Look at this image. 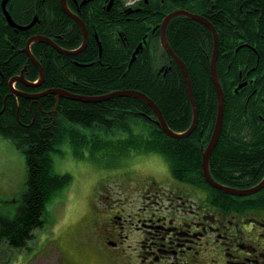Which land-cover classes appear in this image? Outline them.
I'll use <instances>...</instances> for the list:
<instances>
[{
	"label": "trees",
	"instance_id": "trees-1",
	"mask_svg": "<svg viewBox=\"0 0 264 264\" xmlns=\"http://www.w3.org/2000/svg\"><path fill=\"white\" fill-rule=\"evenodd\" d=\"M125 1L116 0L115 6L122 8ZM108 2L97 0L89 15L84 12L82 19L90 33L84 52L73 57L34 43L32 52L45 69V81L38 88L21 83L16 87L28 92L61 88L83 96L137 90L156 103L173 131L183 132L193 119L185 78L161 49L159 30L152 31L177 9L201 15L218 32L217 70L225 96L224 124L210 159V172L216 181L232 187L249 188L258 183L264 176V0H141L140 12L122 17L114 15V9H104ZM38 4L41 22L19 33L8 25L0 6V135L12 139L24 153L28 176L16 216L0 217L1 245L20 251L34 231L44 227L48 204L72 181L70 175L55 170L53 155H63L65 146L77 157L87 150L91 157L111 165L134 154H158L168 162L174 179L208 191L214 206L235 210L264 206V190L239 198L211 188L204 180L203 152L218 112L211 77L214 39L205 25L178 17L167 28L173 51L189 70L199 112L194 133L186 139H173L155 123L153 109L138 98L84 103L61 97L56 107L55 95L33 101L10 94V79L25 67L26 79H38L37 67L23 52L31 36H48L66 49H75L83 41L80 28H70L73 21L62 10L60 0ZM8 9L21 25L30 24L35 13L33 0H15L13 9L10 4ZM47 10L53 17L49 22L45 21ZM95 34L102 43L101 54ZM145 36L144 50L130 64ZM244 82L247 85L236 91Z\"/></svg>",
	"mask_w": 264,
	"mask_h": 264
},
{
	"label": "rangeland",
	"instance_id": "rangeland-1",
	"mask_svg": "<svg viewBox=\"0 0 264 264\" xmlns=\"http://www.w3.org/2000/svg\"><path fill=\"white\" fill-rule=\"evenodd\" d=\"M63 151L53 155L55 170L70 175L71 183L48 204L45 227L34 233L25 250L13 253L0 244V264H139L133 248L127 246L119 257L115 249L104 246L99 226L105 212L100 197L109 190L111 200L122 202L120 198L129 197L126 200L133 203L143 192L144 181L167 187L175 181L167 161L157 154H142L112 167L87 150L82 157L75 156L69 146ZM27 178L24 153L12 139L0 135V217L16 216Z\"/></svg>",
	"mask_w": 264,
	"mask_h": 264
},
{
	"label": "flooded vegetation",
	"instance_id": "flooded-vegetation-1",
	"mask_svg": "<svg viewBox=\"0 0 264 264\" xmlns=\"http://www.w3.org/2000/svg\"><path fill=\"white\" fill-rule=\"evenodd\" d=\"M3 1L0 0L2 11ZM39 1L44 2L33 0L35 13L32 21L37 19L35 25L41 22ZM96 1L67 0L70 10L83 22L84 12L87 11L89 15L90 7ZM14 2L8 1L6 8L10 4L13 9ZM115 4V1L110 7L107 4L104 9H114L117 17L133 15L141 10L138 4H134L126 12L124 7L122 9ZM45 13V21H52L51 11ZM72 21L71 29L75 25L79 27ZM94 37L99 47L101 41L96 34ZM82 52L69 56L75 57ZM22 72L25 76V69ZM154 189V186L147 191L143 189L135 204L137 206L131 211L117 210L115 215H108V222L103 228L106 244L113 243L118 251H124L127 239L137 236L140 264H264V207L222 214L204 208L198 192L183 191L174 183L170 184L168 190Z\"/></svg>",
	"mask_w": 264,
	"mask_h": 264
},
{
	"label": "water",
	"instance_id": "water-1",
	"mask_svg": "<svg viewBox=\"0 0 264 264\" xmlns=\"http://www.w3.org/2000/svg\"><path fill=\"white\" fill-rule=\"evenodd\" d=\"M7 2H8V0L3 1L4 12H5V15H6L8 21L12 27H15L18 30L24 31V30H28L34 26L37 19H35L34 22H32L30 25H28L26 27L16 25L6 10L5 5ZM61 3H62V7H63L64 11L68 15H70L71 17L76 19V21L78 22V24L80 25V27L84 31L85 38H84V43H83L82 47L76 51H67V50H64L61 47H59L56 43H54V41H52L51 39H49L47 37L39 36V35L31 37L29 39V41L27 42V45H26V48L24 49V52L30 57V59L38 67L39 73H40V79L37 83L28 82L25 80L23 73L19 76L12 78L9 82V85H10L13 93H15L16 95L28 98V99H37V98L44 97V96L49 95V94H54V95H56L58 100L60 97H66L68 99H71L74 101H80V102H84V103L103 102V101H106V100H109L112 98H116V97H135V98H139V99L143 100L144 102H146L155 111L157 118L159 119L157 124L162 127V130L168 136H170L172 138H176V139L189 137L194 132V130L196 129L197 124H198V109H197L196 101H195L194 96H193L192 82H191L190 74H189V71H188L186 64L182 61L181 58H179L173 52V50L169 44L167 35H166L167 26L172 19H174L175 17H178V16L189 17L195 21H199L201 23H204L206 26H208V28L211 30L213 37H214V51H213L212 60H211V76H212V81H213V84L215 86L216 93H217L218 113H217L216 124H215V128H214L211 140H210L207 148L205 149V152L203 153V166L202 167H203V173H204L205 180L212 187L219 189L221 191H224L228 194H232V195H236V196L252 195L256 192H259L260 190H262L264 188V179H263L262 182L260 184H258L256 187H253L250 189H244V190L233 189V188L226 187L224 185L219 184L218 182H216L212 178V176L210 174V170H209L210 158H211V155L214 152V150H215V148L219 142L220 135H221V132L223 129L224 113H225V97H224V92H223L221 83L219 81L218 73H217V60H218V56H219L218 34H217L215 27L207 19H205L201 16L191 14L185 10H178V11L172 12L169 15H167L166 18L164 19L162 25H161V38H160L161 45L164 48V50L180 66V68L183 72L184 78H185L188 95H189V98H190V101H191V104L193 107V122H192L189 130L186 131L185 133H182V134L174 133L170 129V127L167 125L161 110L158 108V106L155 104V102L151 98H149L147 95H145L144 93L139 92L137 90H118V91H113L111 93H108V94H105L102 96L77 95V94H73V93H70L68 91L62 90V89H49V90H46V91H44L42 93H38V94H27V93H22L20 91H16L13 87L14 83H16V82H22L25 85H27L28 87H37V86L41 85L43 83V81L45 80L44 68L40 64V62L34 57V55L32 54V52L30 50V46L32 43H34V42L46 43V44L56 48L60 53L67 54V55H76L86 48L89 37H88V31H87L85 24L78 17L74 16L69 11V9L67 7V1L66 0H61ZM142 48H143V44L141 43L138 46V48L136 49L131 63L135 61L137 54H139V52L142 50ZM241 86L242 85H240L239 88H241Z\"/></svg>",
	"mask_w": 264,
	"mask_h": 264
},
{
	"label": "bare ground",
	"instance_id": "bare-ground-1",
	"mask_svg": "<svg viewBox=\"0 0 264 264\" xmlns=\"http://www.w3.org/2000/svg\"><path fill=\"white\" fill-rule=\"evenodd\" d=\"M9 1V0H8ZM8 3V2H7ZM7 3H6V5H5V7H7ZM2 7H3V4H2ZM3 10H4V7H3ZM82 52V51H81ZM23 73V72H22ZM24 74V73H23ZM99 96H102V95H99ZM95 103H98V102H95ZM158 121H159V119L157 118L156 119V121H155V123L157 124L158 123ZM167 123V122H166ZM158 125V124H157ZM168 125V124H167ZM160 128H161V130H162V127L160 126V125H158ZM171 129V128H170ZM172 130V129H171ZM163 131V130H162ZM173 131V130H172ZM164 132V131H163ZM174 133H177V134H182V132H176V131H173ZM165 133V132H164ZM166 134V133H165ZM167 135V134H166ZM211 176H212V174H211ZM212 178H213V176H212ZM214 179V178H213ZM208 183V182H207ZM208 185H209V183H208Z\"/></svg>",
	"mask_w": 264,
	"mask_h": 264
}]
</instances>
